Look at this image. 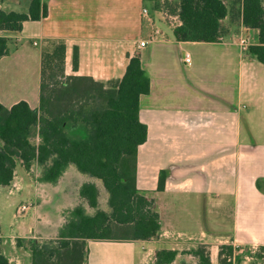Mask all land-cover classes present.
Wrapping results in <instances>:
<instances>
[{
    "label": "crops",
    "instance_id": "crops-1",
    "mask_svg": "<svg viewBox=\"0 0 264 264\" xmlns=\"http://www.w3.org/2000/svg\"><path fill=\"white\" fill-rule=\"evenodd\" d=\"M30 1L0 0V10L25 13ZM42 4L45 17L25 21L20 32L4 33L9 54L0 62H17L22 70L29 64L33 77L25 92H14L22 70L13 65L4 71L2 84L9 88L0 89L4 107L25 101L38 109L41 45L46 40L65 42L66 76L113 83L122 78L129 60L139 56L150 80V91L139 104L147 134L137 152L136 187L152 201L160 235L149 241L88 240L86 264H154L155 253L162 249L177 252L171 264H197L190 252L198 246L206 249L211 264H221L220 260L264 264L259 251L264 247V65L245 58L238 44L241 33L253 35L251 45L258 39L256 30L242 24L240 6L231 13L226 5L222 41L205 43L175 40L173 30L180 21L167 22V14L152 11L147 0H42ZM237 24L241 33L234 35ZM155 30L159 34L150 40ZM141 41L148 43L139 47ZM161 171L166 178L158 190ZM80 178L81 185L93 182L102 188L96 180ZM59 180L45 185L35 178L26 186L15 170L11 187L0 189L12 195L29 187L27 202L16 207L15 216L32 211L34 222L45 221L44 233L28 229L20 239L55 237L64 224L62 215L60 223L47 230L50 221L41 220L39 211L43 201L61 190ZM76 196L80 201L79 190ZM24 205L29 208L20 212ZM0 238L10 264H25L27 259L31 264L29 251L18 248L16 238L6 249L1 226ZM222 246L230 247V257L219 255Z\"/></svg>",
    "mask_w": 264,
    "mask_h": 264
},
{
    "label": "trees",
    "instance_id": "trees-1",
    "mask_svg": "<svg viewBox=\"0 0 264 264\" xmlns=\"http://www.w3.org/2000/svg\"><path fill=\"white\" fill-rule=\"evenodd\" d=\"M241 8L242 24L258 32L245 58L264 65V0H231V13ZM167 12L180 25L173 36L182 42L222 41L221 21L229 10L223 0H177ZM42 0H31L25 13L0 10V30L17 33L25 21L45 17ZM9 39L0 37V58L9 54ZM65 42L46 40L41 45L38 109L19 101L11 108L0 104V189L11 187L17 164L26 171L38 166V181L55 185L71 165L82 175L98 181L107 194V209L99 208V189L93 182L80 186L84 204L66 212L57 239H16V246L29 251L31 264H86L87 241H149L160 235V219L150 199L136 187L138 148L147 128L139 118L140 97L150 91V80L139 56L132 57L120 80L104 84L90 77L65 75ZM72 71L78 67L73 48ZM166 172L161 171L158 190ZM264 261V247L259 248ZM190 254L197 264H211L206 249L198 246ZM220 256H231L227 246ZM176 251L159 250L154 264H171ZM221 264H229L220 260ZM0 264H10L2 251Z\"/></svg>",
    "mask_w": 264,
    "mask_h": 264
},
{
    "label": "rangeland",
    "instance_id": "rangeland-1",
    "mask_svg": "<svg viewBox=\"0 0 264 264\" xmlns=\"http://www.w3.org/2000/svg\"><path fill=\"white\" fill-rule=\"evenodd\" d=\"M227 6H231V0H223ZM177 2V0H147V3L150 5L151 10H156V11H163L167 14L168 21L167 22H172L174 23V20L172 19L174 14H169L167 12L169 7H173L174 4ZM148 5V6H149ZM166 16V17H167ZM241 33L240 32V25H235L233 34L237 35ZM246 34V35H245ZM239 34L243 35V37H249L250 42H253V35L245 33ZM238 41V40H237ZM146 52V51H144ZM15 68H18V63L17 62H10L8 60H4L0 62V89L3 91H8L9 88H7L5 85L2 84V79L5 76V70L11 69V66ZM26 68L25 70H22L20 67L18 69L22 70V75L21 79L16 82L15 86L13 87V91H19V92H25V88L30 87L31 82L33 80L32 74L30 73L31 66L29 64L25 65ZM28 71V72H27ZM37 170H35V175L36 178L38 179L39 176V171H38V166L36 164ZM16 171L21 175V177L24 179V183L26 186H30L32 184V181L35 180V177H30L27 175L24 171V169L17 164ZM65 174L63 177L59 180L61 183V190L57 191L56 194L52 193L50 195V199L48 201H43L40 206V217L41 220L47 219L50 221V229L46 228L47 230H53L57 223L59 224L60 221H57V219L60 216L66 215V212H68V206L72 205V209L75 206L84 204V208L88 214H93L94 210L87 207L85 202L77 200V193L79 190V187L81 186V181L80 177L84 175L80 174L74 166H69V170L64 172ZM29 176V177H28ZM80 176V177H79ZM45 185H49L48 183H43ZM52 185V184H51ZM101 186V184L99 185ZM27 187L26 189H23L22 192L17 193L16 191L12 193V195H8V192L6 189H3L0 191V226H1V233L5 237V241L7 242V247L6 249L8 250L9 247H12V242L16 239H20L25 237L26 231L30 229H35L34 233H44L42 228L45 226V221H38L34 222L32 211L28 212L24 215L21 216H15V210L16 207L20 203H26V192L28 191ZM68 197H72L73 203L71 204V198L68 200ZM107 194L103 190V188L99 189V208L102 210L107 209ZM82 202V203H81ZM44 218V219H43ZM65 221V217H64ZM39 231V232H38ZM58 232H56L55 237L51 238H37L41 240H49V239H57L58 237ZM33 233V232H30ZM30 260H25V264H29Z\"/></svg>",
    "mask_w": 264,
    "mask_h": 264
},
{
    "label": "built area",
    "instance_id": "built-area-1",
    "mask_svg": "<svg viewBox=\"0 0 264 264\" xmlns=\"http://www.w3.org/2000/svg\"><path fill=\"white\" fill-rule=\"evenodd\" d=\"M142 13L144 15H146V16L148 15V12H147L146 9H144ZM168 17H170V16H168ZM172 19L175 22L176 21L179 22V19H178V17L176 15L173 16ZM5 32L6 31H4V30H0V37L6 38L5 35H4ZM158 34H159V31L155 30L154 31V35L151 36L150 40H154L155 39V36L158 35ZM147 43L148 42L141 41V42H139V47H144ZM238 44H239L240 48L242 49V51L245 52L247 50V48L251 45L250 38L249 37H243V35H240L238 37ZM185 61L186 62H189V57H188L187 54L185 55ZM35 170H36V163H32L31 166H30V168H29V170H28V175L31 178L32 177H35L36 178V175L34 174L35 173ZM27 208H29V206L28 205H24V206H21L19 210H20V212H24Z\"/></svg>",
    "mask_w": 264,
    "mask_h": 264
}]
</instances>
